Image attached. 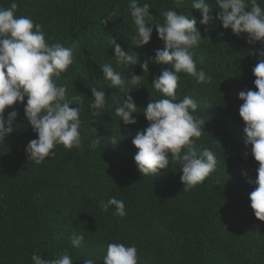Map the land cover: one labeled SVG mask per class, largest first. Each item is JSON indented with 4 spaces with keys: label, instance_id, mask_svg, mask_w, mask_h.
Returning a JSON list of instances; mask_svg holds the SVG:
<instances>
[{
    "label": "trees",
    "instance_id": "trees-1",
    "mask_svg": "<svg viewBox=\"0 0 264 264\" xmlns=\"http://www.w3.org/2000/svg\"><path fill=\"white\" fill-rule=\"evenodd\" d=\"M11 2L0 0V7ZM16 2L17 16L40 23L49 42L58 40L73 50L74 63L57 83L67 85L69 98L83 108L82 147L59 145L41 165L27 161L24 147L36 134L24 120L23 106H13L19 112L15 131L0 143V264H32L33 253L54 259L65 252L73 264H83V259L103 264L107 244L112 242L135 244L139 264H264V221L254 217L249 200L256 186L242 176L247 172L255 179L259 164L250 154L244 156L245 124L239 116L243 101L238 98L240 91L257 90L252 75L258 62L252 54L254 46L223 29L219 21L208 32L200 28L206 39L194 50V59L198 68L212 75L213 83L197 84L181 73L178 99L189 94L198 101L195 114L208 120L206 133L196 141L197 151L210 148L217 169L203 183L184 191L175 162L157 177L142 176L136 169L133 157L138 150L132 139L148 126L142 112L134 114L135 125L125 126L111 98L101 115L93 117L88 107L92 87L108 96L115 92L121 102L125 97L118 89L107 88L100 64L111 62L116 67L108 36L116 37L125 51L133 49L129 0ZM145 2L151 5L154 23H162L160 13L174 6L173 0H139L141 5ZM176 10L200 19L190 0ZM108 17L111 20L104 25L102 19ZM161 48L163 42L154 28L149 44L133 50L143 63ZM166 67L150 63L149 75L139 64L129 71L116 70L126 83L133 71L144 75L143 85L129 84V94L144 109L150 99L160 98L151 82ZM93 140L100 141L94 150L89 148ZM110 197L125 202L126 217L113 216L114 208L101 211L100 202ZM74 233L84 234L83 247L71 246Z\"/></svg>",
    "mask_w": 264,
    "mask_h": 264
},
{
    "label": "clouds",
    "instance_id": "clouds-1",
    "mask_svg": "<svg viewBox=\"0 0 264 264\" xmlns=\"http://www.w3.org/2000/svg\"><path fill=\"white\" fill-rule=\"evenodd\" d=\"M185 3L186 0H173L174 6L160 13L163 22L154 23L149 3L141 5L139 0H129L134 24L130 38L133 49L148 45L154 28L163 48L154 50V56L141 63L136 51H125L116 37L108 36L116 67L111 62L100 64L103 80L107 82V88L118 89L125 93V97L121 102L115 92L108 96L105 90L92 87L88 107L93 117L101 115L106 110L108 98H111L115 114L125 126L135 125L134 114L143 113L148 126L138 130L132 139L138 150L133 157L135 167L142 176L157 177L161 170L168 169L175 162L180 166L184 191L203 183L217 169V157L208 147L197 151L196 141L206 133L208 119L195 114L198 101L191 95L184 94L178 99V88L182 89L179 74H186L197 84L213 83L212 75L197 67L194 50L206 39L202 37L201 26L204 32H208L215 27V21H219L223 29H230L237 38H244L253 45L252 54L258 60L252 68L257 90L240 91L238 98L243 101L239 116L245 124L242 137L246 149L244 156L250 154L259 164L255 179L248 178L247 172L242 176L248 184L256 186L249 193L250 208L256 219L264 221V0H214V4L210 0H190L191 8L199 13L200 19L176 10ZM17 9L16 0H12L8 7H0V143H5L6 137L15 131L19 112L13 106L22 105L24 120L36 134V138L25 145L24 152L27 161L38 166L47 157L54 156V149L59 145L65 149L82 147L80 115L83 108L69 98L67 85L57 83L74 63L73 50L58 40L49 42L43 25L28 16H17ZM214 10L217 12L215 16ZM109 20L111 17L102 19V23L106 25ZM150 63L168 67L162 68L151 82L160 98L150 99L147 107L140 109L129 92L133 86L143 85L141 80L145 74L149 75ZM199 63H204L202 57ZM138 64L144 75L133 71L127 83L122 72L116 70L129 71L131 66ZM6 109L12 110L6 113ZM214 141L222 147L217 140ZM99 142L91 141L89 148L94 150ZM99 206L103 212L114 208L112 215L115 217L127 215L125 202L115 197L101 201ZM84 240L83 233H74L71 246L81 248ZM31 260L32 264H73L67 252L54 259H43L41 254L33 253ZM82 261L83 264H95L93 259ZM103 264H139L137 247L121 242L108 243Z\"/></svg>",
    "mask_w": 264,
    "mask_h": 264
},
{
    "label": "bare ground",
    "instance_id": "bare-ground-1",
    "mask_svg": "<svg viewBox=\"0 0 264 264\" xmlns=\"http://www.w3.org/2000/svg\"><path fill=\"white\" fill-rule=\"evenodd\" d=\"M79 43V42H78Z\"/></svg>",
    "mask_w": 264,
    "mask_h": 264
}]
</instances>
